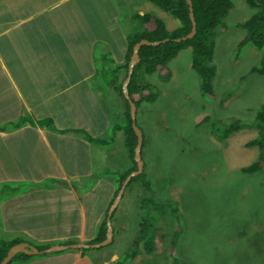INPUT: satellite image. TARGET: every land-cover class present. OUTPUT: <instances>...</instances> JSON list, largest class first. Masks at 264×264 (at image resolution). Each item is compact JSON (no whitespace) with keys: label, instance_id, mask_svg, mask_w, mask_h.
<instances>
[{"label":"rangeland","instance_id":"1","mask_svg":"<svg viewBox=\"0 0 264 264\" xmlns=\"http://www.w3.org/2000/svg\"><path fill=\"white\" fill-rule=\"evenodd\" d=\"M232 3L224 18L225 29L213 39L215 72L209 95L200 90V77L191 65L190 45L168 62L167 73L144 75L155 95L144 100L135 120L142 133L141 157L150 187L144 189L139 181L126 187L112 219L115 242L86 253L92 264H264V146L247 145L261 138L255 114L264 102V77L250 72L259 65L261 52L250 44H240L245 29L238 24L254 10L244 0ZM84 5L80 18L78 6ZM63 7L74 11L72 16L65 14L64 21L90 27L94 23L102 28L111 22L112 29L120 23L123 28L133 26L131 34L137 27L130 14L137 8L160 18L168 30L179 25L176 18L149 0H121L116 5L112 0H90ZM120 36L119 32L111 35L113 39ZM114 52L119 56L123 53L121 43L117 42ZM230 124L234 129H229ZM106 139L118 143L116 130L112 129ZM122 143L129 159L123 139ZM260 157L258 169L243 171ZM121 161L119 150L117 176L123 172ZM79 176L72 183L78 186L76 203L71 204L76 208L68 212L70 218L78 213L79 204L88 214L90 201L83 194L91 188L93 174ZM24 183L17 181L15 186ZM46 199L36 196L33 202ZM3 219L0 211V225ZM14 220L7 224L24 222ZM143 221L145 238L136 243ZM0 227V239L20 237L32 243L19 226L9 234ZM111 253L117 255L116 260L109 259Z\"/></svg>","mask_w":264,"mask_h":264},{"label":"crops","instance_id":"2","mask_svg":"<svg viewBox=\"0 0 264 264\" xmlns=\"http://www.w3.org/2000/svg\"><path fill=\"white\" fill-rule=\"evenodd\" d=\"M89 1L0 0V211L4 218L0 226L7 234L19 226L32 239V243L28 238L21 242L35 248V241L49 243L45 249L69 245L55 251L23 252L30 257L10 258L6 264H92L85 254L103 246L73 244H91L106 217L116 195L119 150L121 170L132 166L122 143L124 99L105 83L123 82L126 77L123 69H114L124 62L133 26L123 28L119 23L112 29L108 21L103 28L92 21L93 27L64 21L65 14L74 13L65 11L64 4ZM82 9L85 5L78 6L80 18ZM135 14L143 13L137 8L130 15ZM117 32L120 38L113 39ZM117 42L122 45L120 56L114 52ZM47 118L51 124L44 121ZM112 129L118 143L105 140ZM87 135L102 142H93ZM81 173L93 174V184L83 194L90 201L88 214L79 204L78 213L70 218L78 186L72 183ZM17 181L25 183L15 186ZM36 196L47 199L33 202ZM114 215L112 240L105 247L116 239ZM14 219L24 222L7 224ZM109 259L116 260L117 255L111 253Z\"/></svg>","mask_w":264,"mask_h":264},{"label":"trees","instance_id":"3","mask_svg":"<svg viewBox=\"0 0 264 264\" xmlns=\"http://www.w3.org/2000/svg\"><path fill=\"white\" fill-rule=\"evenodd\" d=\"M151 3L158 6L160 9L169 13L172 17L179 21V25L168 30L164 22L156 17L154 14L144 12L143 14H135L134 22L137 27V31L130 33L127 36V44L124 54V62L116 69L124 70V77L127 72V63L132 51V46L138 40L145 38L149 41L162 40L164 38H169L168 41L159 43L157 45H141L138 50L139 61L133 66L130 79L127 85L128 93L130 99L134 102L136 106V111L142 109V103L144 100L153 99L155 93L151 92L150 89L152 85L145 79V74L158 71L159 73H167L168 62L175 57L177 52L190 45L192 47L191 55V65L197 71L200 77V90L202 93L212 92V78L215 72L214 65L212 64V51L214 47V37L215 35L225 29L224 18L226 17L229 10L232 8V0H191L192 13L196 23L195 34L188 39L180 42L171 40L172 38L185 35L189 32L191 28V22L188 15V5L185 0H149ZM245 3L254 10L249 18H247L238 26L245 29V35L241 40L240 44H250L257 48L261 52L260 62L258 66H253L250 72H257L264 77V0H244ZM138 24V25H137ZM139 26V27H138ZM122 81L109 82V85L115 90V92L124 99V143L127 148L128 157L132 163V166L127 170L119 173L116 180V192L120 188L122 181L126 175L136 168L135 161L133 159V148L136 143V136L132 129L131 117L129 114V105L126 98L123 96L121 91ZM46 123H50L51 119L47 118L44 120ZM255 121L259 128L261 138L250 140L247 145L259 143L260 146H264V102L261 104L259 109L255 114ZM136 123V120H135ZM51 124V123H50ZM137 125V124H136ZM229 125V129H234ZM1 127V126H0ZM228 130L225 132L224 136H227ZM87 137L93 142H102L101 139L91 138L89 135ZM143 146V139L141 148ZM141 154V151H140ZM262 164L261 157L246 167H243V171L252 172L258 169ZM139 181L144 189H149V180L145 178L144 167L141 173L132 176L126 187H128L132 182ZM125 187V189H126ZM143 191V190H142ZM165 205V204H163ZM112 213L111 218L113 216ZM102 218L98 225V230L95 238L91 240L90 243H96L104 239L106 231V221ZM144 225V226H143ZM145 222L139 223L138 233L134 242H139L144 239V227ZM23 239L20 237L10 238L8 240H3L0 242V260L6 254L8 248ZM49 243L35 244L38 249H45L49 246ZM81 250H87V248H81ZM132 257L134 253L131 254ZM29 258L30 255L23 252H18L14 254L12 258ZM10 259V260H11ZM181 264H184L181 262Z\"/></svg>","mask_w":264,"mask_h":264},{"label":"water","instance_id":"4","mask_svg":"<svg viewBox=\"0 0 264 264\" xmlns=\"http://www.w3.org/2000/svg\"><path fill=\"white\" fill-rule=\"evenodd\" d=\"M185 2L188 5V15H189V19L191 22V28L189 30V32H187L185 35L183 36H179V37H175L172 38L171 40L176 41V42H180L183 41L185 39L191 38L195 32H196V23L194 20V16L192 13V4H191V0H185ZM169 38H164L162 40H154V41H149L145 38H142L140 40H138L137 42H135L132 46V51L129 57V61L127 63V72H126V77L124 79V81L121 84V91L123 96L126 98L128 105H129V114L131 117V125H132V129L135 133L136 136V143L135 146L133 148V159L135 161L136 164V168L132 171H130L126 177L124 178V180L122 181V184L120 186V188L118 189L115 197L113 198L111 204L108 207L107 210V214H106V231H105V237L103 240L96 242V243H91V244H73V246H81V247H100V246H105L108 243L111 242L112 240V226H111V215L114 212V209L116 208L122 193L129 181V179L132 176H135L139 173L142 172L143 170V161L141 159V144H142V133L141 130L139 129V127L136 125L135 123V112H136V106L134 104V102L130 99L129 93H128V89H127V85L130 79V75L132 72V68L133 66L139 61V55H138V50L140 48L141 45H157L159 43H163L168 41ZM67 246L69 245H54L52 247H48L46 249L43 250H39L35 247H33L32 245L26 243V242H18L15 243L13 245H11L8 250L6 251V254L3 256V258L0 260V264H6L8 262V260L17 252L21 251V252H25V253H38L39 251H55V250H60V249H65L67 248Z\"/></svg>","mask_w":264,"mask_h":264},{"label":"clouds","instance_id":"5","mask_svg":"<svg viewBox=\"0 0 264 264\" xmlns=\"http://www.w3.org/2000/svg\"><path fill=\"white\" fill-rule=\"evenodd\" d=\"M135 114H136V112H135ZM142 159V158H141ZM143 167H144V164H143ZM125 190V189H124Z\"/></svg>","mask_w":264,"mask_h":264}]
</instances>
